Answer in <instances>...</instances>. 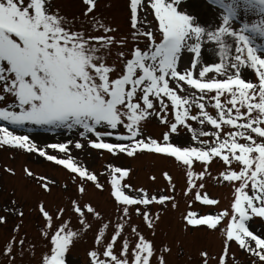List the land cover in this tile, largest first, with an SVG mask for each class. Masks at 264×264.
<instances>
[{
	"label": "snow or ice",
	"instance_id": "1",
	"mask_svg": "<svg viewBox=\"0 0 264 264\" xmlns=\"http://www.w3.org/2000/svg\"><path fill=\"white\" fill-rule=\"evenodd\" d=\"M184 2L130 0L133 36H144L149 43L146 49L137 46L132 58L123 62L122 74L111 79L110 73L115 68L106 63L105 54L113 44L125 41L117 42L111 35H90L83 26L76 29L69 18L55 9L53 0H0V121L17 126L47 125L69 130L79 127L84 130L81 135H95L96 139L90 141V147L94 149L129 157L147 151L175 158L186 168L188 192L197 188L196 180L203 179L206 166L214 158L219 157L229 166L233 162L239 163L242 166L240 171L221 173L223 181L241 182L235 188L231 215L227 210L219 215L200 217L196 212H189L186 221L194 227L204 225L215 229L225 217H230L224 232L226 243L235 241L241 249L264 261V238L254 234L249 227L254 217L264 218V44L257 43V37L264 39V0H209L223 10L213 30L202 26L196 17L187 13L183 9ZM85 3L89 5L85 12L87 16L96 3L95 0H85ZM145 8L152 10L157 22L161 37L158 43L151 27L141 31L149 22L146 15L139 17L138 9L143 11ZM241 8L245 13H257L260 18L253 23L234 26ZM90 24L93 30L113 31L94 17ZM209 41L219 46L218 53L213 50V55L218 54V61L209 57L207 63H201L203 46ZM119 55L124 57L123 52ZM248 70L258 78V84L242 78V73ZM7 97L11 100H6ZM207 102H214L212 107L218 113L215 118L205 110ZM169 107L174 118L172 121L167 115ZM193 107L199 110V114L192 113ZM152 116L170 125L163 143L150 137L140 138L141 122ZM189 121L210 125L215 131L196 130ZM225 125L235 131H228L222 137ZM98 126L105 130L99 131ZM120 127L126 130V134L115 132ZM181 127L191 132L190 140L194 144L181 147L170 142V136L179 135ZM106 136H115L120 143L105 142ZM201 137H210L211 140ZM257 138H260L259 142ZM0 144L28 152L39 151V155L46 156L47 160L62 165L81 179L96 182L97 188L103 187L95 174L78 165L71 156L59 159L46 155L44 150L37 149L28 135H17L7 127H0ZM49 147L61 153L69 151L67 143ZM82 147L81 143H75V148ZM196 162L205 166V172L194 171ZM129 172L121 167H112L110 172L111 194L122 206V218L129 216L130 206H148L154 202L164 204L174 200L168 195L149 196L143 189L136 195L128 194L133 191L132 186L122 181ZM167 178L171 181V177ZM249 184L251 194L247 191ZM203 187L201 183L199 188ZM79 191L83 193L84 187L81 186ZM194 199L203 205L218 203L199 191ZM40 210L51 227L52 216L43 206ZM85 211L97 218L100 214L90 205L86 209L76 206L80 224L87 227L89 225L83 219ZM136 213L141 215L139 208ZM142 215L151 228L153 224L147 210ZM68 227V224L60 226L50 237L52 247L50 255L44 258L45 264H65V254L77 235L75 231H66ZM108 227L107 223L103 224L97 244ZM124 227L122 223L116 225L111 242L103 253L114 264H129L126 258L118 259L113 253V246ZM132 231L138 237L133 251L134 264H150L152 243L134 227ZM128 249L129 241L125 239L122 252L126 255ZM90 256L93 264H107L98 260L96 251ZM160 261L163 264V257Z\"/></svg>",
	"mask_w": 264,
	"mask_h": 264
},
{
	"label": "rangeland",
	"instance_id": "2",
	"mask_svg": "<svg viewBox=\"0 0 264 264\" xmlns=\"http://www.w3.org/2000/svg\"><path fill=\"white\" fill-rule=\"evenodd\" d=\"M53 3L55 9H58L62 16L69 18L76 29L83 26L90 35H111L117 42L125 41L123 44H113L105 54L106 63L115 68V71L110 73L111 79L122 74L123 62L132 58V52L137 46L146 49L149 43L144 36H133L135 30L131 25L130 0H95L96 7L87 16L85 12L89 5L85 3V0H53ZM183 9L196 17L201 25L209 30L215 28L217 17L223 11L217 5L209 3V0H185ZM138 13L140 18L146 15L149 22L141 28V31L151 27L158 43L161 37L152 10L138 9ZM93 17L112 28L113 31L104 33L100 29L93 30L90 24ZM259 18L257 13H245L241 8L233 25L242 26L245 22L253 23ZM257 43L264 44V39L257 37ZM218 47L213 42H206L202 49L201 63H207L209 57L218 61V54L213 55L214 49L218 53ZM120 52L124 53L123 58L120 57ZM244 77L259 83L251 70L242 73V78ZM6 100L10 101L11 98L7 97ZM221 100L223 102L224 97ZM212 103L214 102H207L205 110L215 118L218 113L212 107ZM192 113L199 114V110L193 107ZM167 115L170 121L174 119L171 107ZM189 123L196 130L215 131L210 125L202 126L196 121H189ZM0 127H7L17 135H28L37 149L44 150L46 155H53L59 159H67L71 156L78 165L86 167L90 173L95 174L97 182L103 186L102 189L97 188L96 182L81 179L78 174L71 173L62 165L47 160L46 156H40L39 151L28 152L0 144V218H3L0 222V264H45L44 258L50 255L52 247L50 237L64 224L69 225L66 231L77 233L65 254L68 264H93V258L90 256L92 251L98 253V260L114 264L103 253L106 251L107 244L111 242L116 225L121 223L125 227L113 246V253L118 259L126 258L129 264H134L133 251L138 242L136 233L132 231L133 227L153 245L150 264H161L160 257H163V264H264L258 256L241 249L235 241L226 243L224 232L230 217H225L215 229L204 225L194 227L188 225L186 221L189 212H196L200 217L219 215L227 210L231 215L235 188L239 187L241 182L223 181L221 173L230 170L240 171L242 166L239 163L225 165L219 157H216L206 166L205 172V166L196 162L193 166L194 171L205 172V175L202 180H196L197 188L188 192L186 168L175 158L164 154L145 151L137 152L136 155L129 157L126 154L113 155L107 150L94 149L90 147V141L96 139L95 135L87 134L85 137L81 135L84 130L79 127L69 130L47 125L17 126L6 121H0ZM169 127L170 125L161 123L158 117L152 116L141 122L142 136L140 138L150 137L163 143V136L169 131ZM98 130L105 129L103 126H98ZM108 131L113 130L108 129ZM228 131H235V129L225 125L222 127L221 136L223 137ZM115 132L126 134L123 127ZM178 132L179 135L170 136V142L174 145L185 147L195 143L190 140L189 130L181 127ZM32 134L36 136L32 137ZM104 139L105 142L120 143L115 136H106ZM201 139L211 140L210 137H201ZM259 139L257 138L258 142ZM77 142L83 147L75 148ZM60 143L68 144L67 153H61L49 147L51 144ZM112 167L130 170L129 175L122 181L132 186L133 191H129L128 194L136 195L138 190L143 189L149 196L159 198L161 195H168L174 197V200L166 201L164 204L154 202L148 206H130L129 216L122 218V206L117 204L111 194ZM165 173L167 177H171V181ZM201 183L204 185L202 189L199 188ZM81 186L84 187L83 193L79 191ZM197 191L202 195L206 193L209 198L217 200L218 203L203 205L194 199ZM247 191L251 194V184ZM88 205L92 206L100 216L97 218L85 211L83 219L86 225H89L86 227L80 224V217L75 212V207L86 209ZM41 206L52 216L51 227H48V222L42 215ZM137 208L140 209L141 215H137ZM145 210L152 220L151 228L142 215ZM105 223L109 227L105 230V236L101 242L97 244V237ZM249 227L254 234L264 238V218L254 217ZM125 239L129 241L126 255L122 252ZM9 248L11 251H8ZM225 249H227L226 253Z\"/></svg>",
	"mask_w": 264,
	"mask_h": 264
},
{
	"label": "bare ground",
	"instance_id": "3",
	"mask_svg": "<svg viewBox=\"0 0 264 264\" xmlns=\"http://www.w3.org/2000/svg\"><path fill=\"white\" fill-rule=\"evenodd\" d=\"M36 135L35 134H32V137H35Z\"/></svg>",
	"mask_w": 264,
	"mask_h": 264
}]
</instances>
